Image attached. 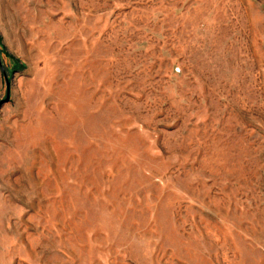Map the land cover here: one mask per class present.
<instances>
[{"label":"rangeland","instance_id":"1","mask_svg":"<svg viewBox=\"0 0 264 264\" xmlns=\"http://www.w3.org/2000/svg\"><path fill=\"white\" fill-rule=\"evenodd\" d=\"M7 93L0 264H264V0H0Z\"/></svg>","mask_w":264,"mask_h":264},{"label":"water","instance_id":"2","mask_svg":"<svg viewBox=\"0 0 264 264\" xmlns=\"http://www.w3.org/2000/svg\"><path fill=\"white\" fill-rule=\"evenodd\" d=\"M5 81L7 82L6 78H5ZM7 101H8V93L6 95V98L3 101H0V106L3 105Z\"/></svg>","mask_w":264,"mask_h":264}]
</instances>
